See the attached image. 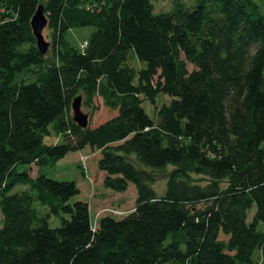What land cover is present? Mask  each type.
Segmentation results:
<instances>
[{
  "label": "trees",
  "instance_id": "obj_1",
  "mask_svg": "<svg viewBox=\"0 0 264 264\" xmlns=\"http://www.w3.org/2000/svg\"><path fill=\"white\" fill-rule=\"evenodd\" d=\"M38 5L48 54L37 50L30 27ZM79 27L93 28L83 48L65 38ZM131 52L143 67L130 65ZM158 94L170 100L153 120L142 103L155 108ZM77 95L86 106L99 99L113 115L77 126L70 107ZM50 125L61 143H44ZM85 147L97 153L104 188L134 185L132 208L95 207L91 222L88 203L72 200L76 183L42 172ZM168 165L158 196L153 172ZM16 185L26 187L12 192ZM0 213V264H264L257 3L176 1L155 14L150 0H0ZM51 217L58 226H49Z\"/></svg>",
  "mask_w": 264,
  "mask_h": 264
},
{
  "label": "rangeland",
  "instance_id": "obj_2",
  "mask_svg": "<svg viewBox=\"0 0 264 264\" xmlns=\"http://www.w3.org/2000/svg\"><path fill=\"white\" fill-rule=\"evenodd\" d=\"M176 1H180L183 8L192 7L196 3V0H150L153 5V13L155 14L170 11L173 8L174 2ZM254 1L257 3L264 14V0ZM92 30V27L71 28L66 32L65 38L71 46L79 48L80 44L86 41ZM42 33L44 39L49 43L50 48L49 32L46 27ZM130 65L135 69H139L144 66L143 63H140L136 60L133 52L130 53ZM187 68L188 70H191L192 66L190 64H187ZM169 100L170 98L167 95L158 94L155 98V108L146 101L142 103V107L146 114L154 120L155 109L159 108L162 104H167ZM80 108L81 111L88 116V127H94L113 115V112L103 107L100 100L97 98L93 99L91 106H86L83 103L82 97ZM49 131L50 135L44 137V143L55 144L62 142L61 137L55 135L54 130L52 129V125L49 126ZM94 152L95 151L90 149L89 147H85L84 149L76 152H69L55 165L44 167L42 169V172L48 178L55 180L74 181L76 183L77 187L80 189V193L74 196L72 200H82L88 203L89 217L91 222H93L95 218V207L111 206L120 207V209H130L134 206L136 196L135 187L133 184H129L128 188L124 192H114L103 187L101 175L96 171L94 159L97 153L94 154ZM134 163L137 167L144 168L138 162L134 161ZM23 170L29 171V166L20 165L19 171ZM171 170V165H168L165 171L153 172L152 188L155 191L156 195L159 196L164 193L166 182ZM30 174H35V167L31 168ZM190 179L200 184H204L206 182L205 177L195 174L190 175ZM25 187L26 186L24 185H16L13 188L12 192L24 189ZM34 206L39 207L40 205L37 202H34ZM199 206H201V204ZM253 213L254 207H252L248 212V221L250 220ZM1 222L2 215L0 213V226ZM58 225L59 221L55 217H51L49 219L50 227H56ZM257 229L264 232V222H259L257 225ZM257 256L258 251L255 250L252 256L253 260L256 261Z\"/></svg>",
  "mask_w": 264,
  "mask_h": 264
},
{
  "label": "water",
  "instance_id": "obj_3",
  "mask_svg": "<svg viewBox=\"0 0 264 264\" xmlns=\"http://www.w3.org/2000/svg\"><path fill=\"white\" fill-rule=\"evenodd\" d=\"M47 26V18L44 7L38 5L30 19L32 35L35 39V46L41 54H45L49 48V43L44 39L43 30ZM81 96L77 95L71 102L72 121L81 128L88 126V116L81 111Z\"/></svg>",
  "mask_w": 264,
  "mask_h": 264
},
{
  "label": "built area",
  "instance_id": "obj_4",
  "mask_svg": "<svg viewBox=\"0 0 264 264\" xmlns=\"http://www.w3.org/2000/svg\"><path fill=\"white\" fill-rule=\"evenodd\" d=\"M85 45H86V43H82V44L80 45V47L83 48ZM111 212H112L113 214H119V213H120V212L117 211V210H112Z\"/></svg>",
  "mask_w": 264,
  "mask_h": 264
}]
</instances>
